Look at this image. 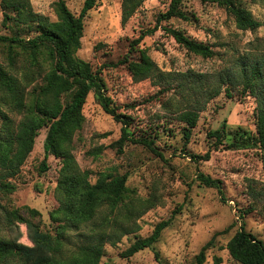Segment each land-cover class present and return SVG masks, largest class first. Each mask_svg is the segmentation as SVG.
<instances>
[{
  "label": "rangeland",
  "instance_id": "obj_1",
  "mask_svg": "<svg viewBox=\"0 0 264 264\" xmlns=\"http://www.w3.org/2000/svg\"><path fill=\"white\" fill-rule=\"evenodd\" d=\"M57 0H30L33 9L50 20H56L54 3ZM72 13L78 15L84 0H64ZM170 0H145L140 8L121 23V0H99L83 18L80 48L75 55L99 69L105 83V93L111 97L118 112L128 115L129 130L135 137L152 139L155 151L140 143L126 141L119 146L112 143L120 137L121 123L103 111L90 92L83 105L84 120L71 143V152L80 170L90 172L95 182L101 173L127 174L126 185L136 208L147 198H154V207L141 216L125 222L129 233L122 235L116 244H104L99 264H193L200 248L213 238V246L206 251L203 264H213L214 257L220 264H240L232 259L226 243L243 222L245 229L264 243V149L255 145L226 148L234 134L248 135L255 132L257 99L241 86L229 87L199 111L197 124L189 139L184 137V122L177 115L188 104L185 91L166 90L158 79L134 81L126 64L137 59L139 50L145 49L158 68L169 72L193 71L217 77L226 70L236 72L243 62L258 61L264 74V0H242L244 7L261 25L255 29H242L234 16L222 5L201 0H183L181 9L187 19L171 18L156 23ZM0 6V34L30 38L34 26L17 22L13 15L2 23ZM171 25L187 35L208 43L213 55L202 57L186 51L162 30ZM154 29L153 33L142 32ZM141 36V37H140ZM140 37V38H139ZM139 38L137 43L134 40ZM6 48L0 44V62L7 63ZM18 57L16 66H22ZM19 74V70H18ZM27 87L31 90L34 84ZM174 83V82H173ZM4 93L0 90V101ZM1 107V103H0ZM6 110L14 124L22 113ZM226 125V137L222 145L214 149V137L208 132ZM1 126V120H0ZM47 126H42L34 139L32 150L19 171L2 180L9 184L0 191V219L3 209L28 206L40 212V229L52 235L56 223L51 212L60 206L56 184L61 161L53 155L46 159L47 169L40 170L44 157L43 144ZM207 160L194 161L186 152L204 154ZM201 172L219 181L220 189L203 184L197 177ZM125 214L126 209L121 210ZM248 211V212H247ZM246 212V213H244ZM244 213L242 219L240 214ZM108 215L120 214L102 208L97 216L80 228L69 227L65 233L64 248L74 250L76 244L87 242L94 224ZM169 219L157 242L127 257L122 252L137 238L148 236L156 223ZM233 224L227 231H223ZM9 231L11 236L30 244L24 223H17ZM8 231V230H7ZM2 230L4 236L8 232ZM39 254L48 253L37 246Z\"/></svg>",
  "mask_w": 264,
  "mask_h": 264
},
{
  "label": "trees",
  "instance_id": "obj_2",
  "mask_svg": "<svg viewBox=\"0 0 264 264\" xmlns=\"http://www.w3.org/2000/svg\"><path fill=\"white\" fill-rule=\"evenodd\" d=\"M144 1L121 0V23H126ZM182 1L170 0L167 9L157 15L156 23L171 18L187 19L181 9ZM201 1L224 6L234 16L239 28L252 30L261 25L244 7L242 0ZM98 2L99 0H84L79 14L75 15L64 0H57L54 3L57 19L50 20L35 11L30 0H0L3 25L12 14L17 22L34 26L36 32L30 38L0 34V44L6 48L7 59L6 64L0 62V90L4 93L0 101V191L9 187L2 179L14 176L19 171L42 126L48 128L40 170L47 169L48 155L59 158L62 163L56 184L60 206L51 212L52 221L56 223L54 235L40 229L38 210L28 206L3 209V217L0 219V264H99L104 244H116L122 235L130 232L125 222L134 216H141L155 205L154 198H147L136 208L132 203L134 198L129 194L126 185V173H101L95 182H91L90 172L78 168L71 152L72 137L82 126V109L90 92H93L103 111L121 123L120 137L112 146L117 144L120 149L129 141L140 143L155 151L152 139L135 137L129 130L130 117L118 112L111 97L105 93V83L100 70L93 69L89 62L75 55L80 48L83 18ZM155 27L142 32L141 35L153 33ZM161 28L190 53L202 57H209L214 53L208 43L192 38L177 27L162 25ZM139 38L134 40V43H137ZM18 57L23 58V64L17 67ZM120 63L126 64L134 81L158 79L157 84H166V90L185 91L189 95L187 101L192 100V104H188L186 109L177 115V119L186 125L183 132L186 140L197 124L199 111L221 92L222 85L229 84L225 88L227 94H230L229 87L240 85L242 93L248 91L257 99L255 132L248 135L234 134L233 139L225 146L240 148L255 145L264 149V74L258 61L251 64L243 62L236 72L226 70L224 73H218L216 78L190 70L165 74L145 49L139 50L137 59L128 60L125 56ZM36 77L41 78L40 82L34 84L31 90H27V87L36 81ZM3 106L5 109L22 113L23 116L17 124H14ZM225 135V124L208 132L209 137H214V149L222 145ZM209 152L208 150L204 154H186L194 161H199L209 159ZM156 153L161 155L160 152ZM197 177L203 184L220 189L218 180L201 172L197 173ZM104 207L110 213L117 210L120 217L104 216L99 223L94 224L90 236L86 237L89 241L76 244L72 251L65 249L66 230L69 227L80 228L88 224ZM124 209L126 212L122 214L121 210ZM244 213L240 214L241 219ZM169 222L167 219L156 223L148 236L137 237L122 255L129 257L139 250L151 247L158 241ZM17 223L25 224L30 244L10 235V229L16 227ZM232 226L233 224H230L223 231ZM2 230H8V235L4 236ZM213 243L212 238L200 248L194 256L193 264H203L206 251L214 245ZM37 246L45 248L48 253L39 254ZM226 248L232 259L240 264H264V243L247 231L243 222L227 241ZM213 260V264L221 262V258L216 256Z\"/></svg>",
  "mask_w": 264,
  "mask_h": 264
}]
</instances>
